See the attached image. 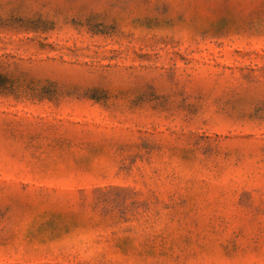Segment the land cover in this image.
Returning <instances> with one entry per match:
<instances>
[{
  "label": "rangeland",
  "instance_id": "rangeland-1",
  "mask_svg": "<svg viewBox=\"0 0 264 264\" xmlns=\"http://www.w3.org/2000/svg\"><path fill=\"white\" fill-rule=\"evenodd\" d=\"M0 264H264V0H0Z\"/></svg>",
  "mask_w": 264,
  "mask_h": 264
}]
</instances>
